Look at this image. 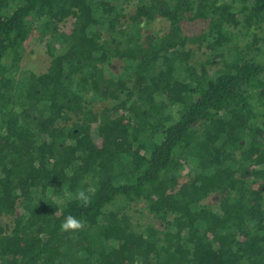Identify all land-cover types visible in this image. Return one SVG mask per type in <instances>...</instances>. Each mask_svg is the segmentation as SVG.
<instances>
[{
    "label": "trees",
    "instance_id": "1",
    "mask_svg": "<svg viewBox=\"0 0 264 264\" xmlns=\"http://www.w3.org/2000/svg\"><path fill=\"white\" fill-rule=\"evenodd\" d=\"M0 264H264V0H0Z\"/></svg>",
    "mask_w": 264,
    "mask_h": 264
},
{
    "label": "rangeland",
    "instance_id": "2",
    "mask_svg": "<svg viewBox=\"0 0 264 264\" xmlns=\"http://www.w3.org/2000/svg\"><path fill=\"white\" fill-rule=\"evenodd\" d=\"M62 26L68 27L69 22L62 24ZM154 26H155L154 27L155 29L158 28V27H156V25H154ZM203 27H206V23H204L203 21H198V20L197 21H184L183 31L188 35H192V34L199 33V31ZM152 30H154V29L152 28ZM45 49L46 48H45L44 42H40V41H36V40H29L28 42H26L24 57H23L22 63H21L22 67L25 69L32 70L36 73L46 71V69L49 65V59L50 58H49L48 54L46 53ZM199 58H200V60L204 61L206 59V55H202ZM102 106H103V104L95 103L94 109L98 110ZM112 114H116V112L112 113ZM92 136H93L94 140L97 138L96 124H94L92 126ZM193 165H194L193 163H189L188 165H186L185 168L183 169V173H185L187 170H189L191 167H193ZM215 197L216 196H211L210 202L215 200ZM217 198H219V197L217 196ZM208 200L209 199H207L206 201L208 202ZM137 207H139L140 211H143L145 213V215H148L146 210L144 209L143 203H139L137 205ZM134 208H136V206H134ZM133 214H134L135 219H137L139 217V215L135 211Z\"/></svg>",
    "mask_w": 264,
    "mask_h": 264
},
{
    "label": "clouds",
    "instance_id": "3",
    "mask_svg": "<svg viewBox=\"0 0 264 264\" xmlns=\"http://www.w3.org/2000/svg\"><path fill=\"white\" fill-rule=\"evenodd\" d=\"M77 199L83 201L85 204L88 203L89 196L85 192L80 191L77 193ZM53 206V205H52ZM82 222L75 218L74 216H67L65 221L62 223L61 227L64 230H76L82 228Z\"/></svg>",
    "mask_w": 264,
    "mask_h": 264
}]
</instances>
